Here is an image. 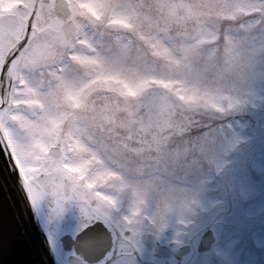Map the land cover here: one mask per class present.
<instances>
[{
	"label": "rangeland",
	"instance_id": "1",
	"mask_svg": "<svg viewBox=\"0 0 264 264\" xmlns=\"http://www.w3.org/2000/svg\"><path fill=\"white\" fill-rule=\"evenodd\" d=\"M13 1L0 0V10L12 7ZM174 1L72 0L76 21L86 32L76 52L64 58L63 73L49 68L44 75L26 69L27 86L13 88L16 105L9 112V137L29 178L62 172L77 186H99L119 208L121 188L107 194L103 185L107 178L120 175L123 195L131 205L125 215L155 221L168 218L165 228L181 235L176 237L181 244L183 235L198 232L222 210V218L231 222L215 229L222 243L215 254L204 253L192 264H203L206 257L212 264H264V150L248 149H253L252 130L248 118L238 116L264 115V0H191L203 18L201 23H189L187 32L163 20ZM114 45L122 55L120 64L110 55ZM1 81L0 77V86ZM151 89L165 92V97L152 98L159 104L175 107L168 95L187 107L192 114V122L187 120L190 130L173 138L155 158L140 154L139 160H133L122 142L114 139L115 129L106 120L110 112L114 115L121 107L137 105ZM201 114L224 122L198 135L201 122L195 117ZM233 128L241 138L224 156L222 172H217L214 158L227 145ZM59 141L67 152L73 148L72 159L56 160L49 154L48 148ZM71 167L87 179L74 176ZM223 173L232 178L231 183L222 181ZM43 203L54 218H47L57 228L54 235L76 234L79 220L76 226L67 223L72 219L52 215L48 200ZM184 218L190 223H181ZM237 227L246 230L222 237ZM72 253L62 249L65 258ZM141 255L140 261L128 257L113 264L163 263L149 251ZM189 259L188 255L171 264H186Z\"/></svg>",
	"mask_w": 264,
	"mask_h": 264
},
{
	"label": "flooded vegetation",
	"instance_id": "2",
	"mask_svg": "<svg viewBox=\"0 0 264 264\" xmlns=\"http://www.w3.org/2000/svg\"><path fill=\"white\" fill-rule=\"evenodd\" d=\"M23 4L21 6L20 12L17 9V2L13 3L12 7H8L5 10H0L1 14L6 13H12L16 14L18 16V26L14 29H9L8 27H0V55L3 53V58L6 61L7 57L10 54L14 55V52L17 50V48L21 44V48L18 54L14 55L9 64L6 67L7 70V78H6V84L7 86L11 87V90H13V87L15 85V78L16 74L18 72V69L23 70L26 72V69L32 70L35 73H43L46 75V69L54 68L57 72L63 73V64H64V58L70 57L71 54H74L78 48V45L86 32V29L82 26H79V23H77L76 18L78 16L76 13H74V10L72 11L70 7V3L67 6V9L59 8L57 7V0H20ZM19 2V1H18ZM72 2V0H71ZM76 6L73 2L71 3V6ZM59 9L64 15L58 14V11L56 13L55 9ZM67 15V16H66ZM76 16V17H75ZM14 18V17H13ZM13 23V22H12ZM8 25H11L10 23ZM116 33V31L113 32V34ZM24 41V43H23ZM23 44V45H22ZM75 51V52H74ZM93 48L89 49V52H92ZM111 54V52H110ZM5 61L2 63L0 60V76L5 70ZM32 72V73H33ZM11 74V75H10ZM30 74V73H29ZM152 106L149 107L150 111L146 112V115L136 114L134 115V119H136L133 125V127L128 125L124 122L123 117L125 115H121V112L117 116L116 122L119 123L118 130L116 131L117 139L123 140V139H129L134 137L136 135L143 136L145 138H150L147 140H142L141 138L134 139L136 142L132 139L130 140V146L135 149H147L150 150L152 148H155L156 145L154 142H152V132L148 131L149 125H153V123L156 122H162L166 124L169 122L170 124H175L177 126L178 131H176L172 135V139L178 135H183V133L188 130L187 128L184 131L179 130L181 127V124L184 122L180 118L175 117H162L159 119V121H156L152 116H149V113L152 112ZM133 115H131L132 118ZM139 119V120H137ZM258 124L261 123V121H257ZM143 128L145 131L143 134L139 135L138 128ZM134 128V129H133ZM106 151V150H105ZM103 150V154L105 155V152ZM115 157L117 159H120L121 157L118 155L117 152L111 150ZM117 153V154H116ZM129 158L130 155L126 154ZM71 159L75 156V153H71L69 156H67V160H69V157ZM106 156V155H105ZM111 160V157H109ZM131 159V158H130ZM135 160V159H133ZM115 161V160H114ZM74 176H77L79 178H84V181L87 179V176L84 174H79L71 167L69 169ZM51 174V183L60 185V186H71L76 185L74 182V178L72 177H65L64 173L62 172H55L50 171ZM77 174V175H76ZM91 187V186H90ZM103 187L105 188V192L111 193L113 190H119L118 188H121V194L123 197V206L120 208L116 205L115 201L105 195L103 192H101L99 186H93L91 188H88L91 190L95 196L99 197L105 202H111L112 207L116 210L114 215L111 217L113 220V223L116 225H119L121 223V218L123 217L125 220H130L131 223H136L137 218H147V223L151 224L155 220H151L149 217H142V216H126L125 214L128 211V208L131 206L129 202H127L126 195H123L126 192V189L123 184V180H120L117 176H111L110 178L106 179V182L104 183ZM49 205H51V200H49ZM194 207L196 208L198 205L194 203ZM232 212H229V215ZM52 214V213H51ZM228 216V212L225 213ZM65 215L66 218H70L72 220H66L67 223L74 222V226H76V220H80V208L79 205L75 202H67L66 208H64V211L56 217H60ZM222 215H224V212L217 213L216 216H212L210 221L200 227L198 232L192 234L193 231L196 229L190 231V234L183 235L185 238V241L183 244L179 243V239H177V236H181L178 233L172 234L174 231L173 228H165L159 235H156L151 229L145 228V230L142 232L141 242L140 246L136 248L131 254H121L119 250L118 240L116 233L112 230H110L111 234V246L108 249V252L112 250L111 255L104 256L103 259H101L100 262L106 261L107 259L113 257L114 262L116 263L120 260L126 259L128 257L136 258L138 261L142 260L143 257L141 255V252L149 251L151 256L158 259L163 260V263L160 261L152 260V264H171V262H177L176 256L171 255L169 257H162L158 256L156 254L157 249L150 248L145 243L146 241L150 243H155L156 246H158V250H167V251H180L183 249H186L187 254H184L179 260L183 261V258L185 256L190 257V259L187 261L186 264H192V263H198L201 258L203 257V254H207L210 250H206L205 252L201 251L202 247H205L207 245H210V242L205 239L203 242V237L206 234L207 231L211 230V234L215 232V229L219 226V224L222 225H230V219L228 218H222ZM207 218V217H205ZM51 219H54L51 216ZM203 220V219H202ZM201 220V223H202ZM221 220V221H220ZM99 221V220H97ZM200 223V224H201ZM92 224V223H91ZM90 225V224H89ZM52 227V225H51ZM57 228L52 227V230L56 231ZM76 232V231H75ZM186 233V232H182ZM73 234V232H72ZM60 236L66 237V236H76L71 235V233L63 232L61 234H58ZM165 245V246H162ZM181 244V245H180ZM68 248L67 251H74L76 252V246L73 243V241H70L67 244Z\"/></svg>",
	"mask_w": 264,
	"mask_h": 264
},
{
	"label": "water",
	"instance_id": "3",
	"mask_svg": "<svg viewBox=\"0 0 264 264\" xmlns=\"http://www.w3.org/2000/svg\"><path fill=\"white\" fill-rule=\"evenodd\" d=\"M11 21L12 16L5 15L0 19V25L5 27ZM10 24L9 28H14L17 23ZM175 130L167 129L159 140L160 144L167 142ZM27 196L0 132V264H56ZM81 236L86 240L80 243L87 248L81 253L89 260H98L104 254V250H97L105 244L104 232L97 226H91ZM58 257L63 264L59 254ZM69 260L78 264L72 258Z\"/></svg>",
	"mask_w": 264,
	"mask_h": 264
},
{
	"label": "snow or ice",
	"instance_id": "4",
	"mask_svg": "<svg viewBox=\"0 0 264 264\" xmlns=\"http://www.w3.org/2000/svg\"><path fill=\"white\" fill-rule=\"evenodd\" d=\"M240 138L239 134L233 128L227 145L214 158L212 166L215 167L217 172H222L227 163L224 156L235 147ZM17 168H19V165H17ZM20 177L24 189L28 194V198L34 207L38 206L41 200L48 198L52 202L50 205L52 215L59 216L64 211L67 202L77 203L80 208V220L76 234L87 228L89 224L99 220L116 233L121 254H131L140 246L142 232L145 228L151 229L156 235H159L168 224V218H165L163 221H154L148 224L147 218H141L136 223H131L130 220H125L122 217L121 223L116 225L111 218L116 211L112 207L111 202L103 201L95 196L91 190L77 185L60 186L54 183L50 184L46 178L33 179L31 182H25L23 174ZM221 179L227 184L231 183L232 178L226 173H223ZM181 223L188 224L190 221L184 218L181 220ZM111 252L112 250L106 254V257L111 255ZM81 264H90V262L81 258ZM99 264H103V262H99ZM127 264H133V261L129 260Z\"/></svg>",
	"mask_w": 264,
	"mask_h": 264
},
{
	"label": "trees",
	"instance_id": "5",
	"mask_svg": "<svg viewBox=\"0 0 264 264\" xmlns=\"http://www.w3.org/2000/svg\"><path fill=\"white\" fill-rule=\"evenodd\" d=\"M178 6L174 8V10H168L166 12V19L169 22L177 23L179 26L187 25L188 23H199L201 22L202 15L201 12L194 8L192 3L189 0H184L180 2V4L177 3ZM177 14V16H173V14ZM215 117V116H213ZM207 119V118H206ZM218 121H202L203 125L201 126L200 130H204L206 128H209L210 126L219 124L221 122H224L222 120L217 119ZM150 155H153V152H149Z\"/></svg>",
	"mask_w": 264,
	"mask_h": 264
},
{
	"label": "bare ground",
	"instance_id": "6",
	"mask_svg": "<svg viewBox=\"0 0 264 264\" xmlns=\"http://www.w3.org/2000/svg\"><path fill=\"white\" fill-rule=\"evenodd\" d=\"M75 52V51H74ZM114 57H116L117 59H120V54L118 53V52H114ZM117 61H120V60H117ZM27 86V85H26ZM3 104H2V98H1V96H0V107L2 106ZM7 109H8V107H1L0 108V118H1V120L2 121H5V118H6V116H7ZM32 181V179L31 180H29V182H31ZM42 202H43V200H41L39 203H41L42 204ZM41 205L40 204H38V206H36L37 208L38 207H40ZM40 210L42 211V208L40 207ZM39 210V208H38V211H39V213H40V216H41V218H42V220L44 221V222H46L45 221V219H44V217H42V214H41V211ZM47 223V222H46ZM51 240H52V242H53V244H54V246H55V248H56V250H57V252H58V254H59V256H60V258H61V261H62V263L63 264H70L68 261H67V259L65 258H62V256L60 255V251H61V241H60V239L59 238H57V237H54L53 235H51Z\"/></svg>",
	"mask_w": 264,
	"mask_h": 264
}]
</instances>
